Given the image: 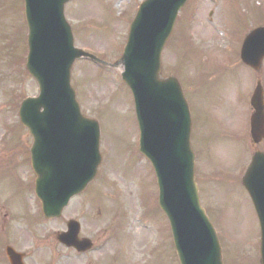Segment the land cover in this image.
I'll return each instance as SVG.
<instances>
[{
    "label": "rangeland",
    "instance_id": "rangeland-1",
    "mask_svg": "<svg viewBox=\"0 0 264 264\" xmlns=\"http://www.w3.org/2000/svg\"><path fill=\"white\" fill-rule=\"evenodd\" d=\"M139 1L68 2L65 16L75 46L117 60ZM262 12L264 0H188L162 52V74L177 76L195 106L200 201L217 230L224 264H260L259 227L240 178L251 154L264 150V140L253 144L249 135V97L263 78L264 61L263 72L254 75L240 61L239 49L248 29L264 22ZM26 33L23 0H0V135L6 133L0 136V264H7L4 247L11 243L31 250L27 264H179L167 219L157 207L154 171L137 150L122 67L86 59L74 64L72 83L83 112L99 122L104 162L62 217L42 216L33 191L32 138L17 115L21 99L37 94L24 68ZM69 218L80 222L79 238L103 247L77 254L59 243L56 234L67 229Z\"/></svg>",
    "mask_w": 264,
    "mask_h": 264
},
{
    "label": "water",
    "instance_id": "water-1",
    "mask_svg": "<svg viewBox=\"0 0 264 264\" xmlns=\"http://www.w3.org/2000/svg\"><path fill=\"white\" fill-rule=\"evenodd\" d=\"M66 1L25 0L26 67L38 82L39 95L22 102L20 116L33 135L31 160L36 193L47 207L43 206V212L48 218L59 216L68 198L84 189L100 161L97 123L81 114L69 83L74 59L86 54L73 46L71 28L63 13ZM185 1L143 2L130 24L122 56L114 65L124 66L122 78L133 94L140 149L155 169L159 206L169 219L180 264H222L218 238L199 206L193 180L188 106L177 79L161 77V51ZM254 42L256 47L252 46ZM241 56L248 64L259 65L264 56V28L246 37ZM251 103L255 109L251 134L258 142L264 136L260 86ZM243 184L260 224V262L264 264L263 152L253 154ZM77 232L78 225L71 222L59 239L69 246L87 247L88 242L77 241ZM8 256L13 264L19 262L14 253L8 252Z\"/></svg>",
    "mask_w": 264,
    "mask_h": 264
}]
</instances>
